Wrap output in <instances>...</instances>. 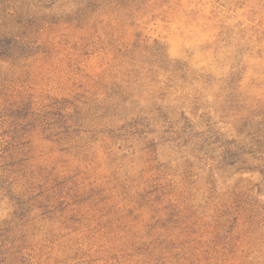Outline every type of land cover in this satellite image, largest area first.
Listing matches in <instances>:
<instances>
[{
	"label": "rangeland",
	"instance_id": "374dc122",
	"mask_svg": "<svg viewBox=\"0 0 264 264\" xmlns=\"http://www.w3.org/2000/svg\"><path fill=\"white\" fill-rule=\"evenodd\" d=\"M36 17L26 55L0 59V178L29 206L0 187L6 264H264V153L243 129L264 121V0Z\"/></svg>",
	"mask_w": 264,
	"mask_h": 264
},
{
	"label": "trees",
	"instance_id": "16d2710c",
	"mask_svg": "<svg viewBox=\"0 0 264 264\" xmlns=\"http://www.w3.org/2000/svg\"><path fill=\"white\" fill-rule=\"evenodd\" d=\"M105 1L108 0H67V2L75 4L80 8H95L102 2L105 3ZM57 2L58 0H0V59H18L25 56L27 47L29 46V41L26 39L28 35L27 31L34 25L37 12H41L45 8H51ZM237 75L232 77V83H236ZM187 125L189 127L190 123ZM243 129H246L247 137L253 139L254 144L252 145H256L257 150L264 153V121L259 120L256 122L255 118H247ZM213 137L215 138V142L222 143L221 137L216 134L208 138L212 139ZM17 138H19V135L16 134L13 140L16 141ZM203 140L206 142V139ZM11 145L13 146L14 143L10 142L5 147V151L11 150ZM233 145L231 142L225 143L228 152L234 150V146L237 148L236 150H239L233 152L235 156H238L240 152H245L244 147L236 146V144ZM2 156L0 155V158ZM262 159L264 160L263 157ZM11 165L13 166L14 163ZM0 179V187L5 189L18 205L15 216L23 219L29 209L28 201L24 196L14 194L13 183L8 178ZM10 231L11 227L9 225H0V264H6L8 252L13 247L15 248L14 245L12 247L7 245V242L11 239L9 236ZM12 242L14 244V239H12Z\"/></svg>",
	"mask_w": 264,
	"mask_h": 264
}]
</instances>
